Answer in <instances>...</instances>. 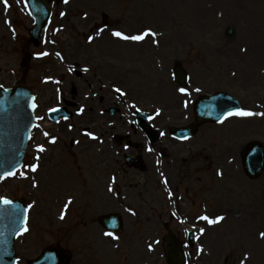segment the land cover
<instances>
[{"label":"rangeland","instance_id":"1","mask_svg":"<svg viewBox=\"0 0 264 264\" xmlns=\"http://www.w3.org/2000/svg\"><path fill=\"white\" fill-rule=\"evenodd\" d=\"M50 1L54 36H47L44 46L34 49L28 46L31 20L24 0H8L7 6L0 0V84L31 88L39 106L37 116L45 115L55 100L54 83L43 79L53 80L60 70L54 50L64 54V64H86L91 55L85 49L86 38L95 35L98 27L102 31L94 40L101 51L97 59L112 55L116 61H108L127 68L120 72L123 83L142 107L164 106L169 114L180 110L181 98L169 79L161 83L164 75L158 76L157 64L164 66L166 75L174 64H181L202 81L204 91H225L238 98L244 104L242 111L252 115L235 114L211 130L205 128L186 149L185 154L190 152L187 159L175 156L179 161L171 169L169 160L175 158L168 155L166 165L174 194L183 196L180 207L184 212L198 214L207 206L216 217H224L216 223V229L201 233L198 246L202 250L193 254L190 264H264V238L260 236L264 232V174L258 180H250L241 161L247 144H264V0ZM149 29L156 35H144ZM229 29L232 36L227 35ZM57 31L59 35H55ZM117 31L128 36L142 34L146 39L142 45H135L130 39L133 45L118 43L112 40ZM156 50H162L161 63L152 58ZM26 52L30 57L27 63ZM41 55L48 56L41 60ZM97 66L103 67L102 63ZM62 74L71 80L65 69ZM42 127L48 130L49 137L43 138L37 129L24 170L14 180L0 183L1 197L25 198L30 206L29 232L16 242L19 264H27L54 243L74 252L72 264L131 263L137 256L134 246L126 244L130 234L123 235L125 244L114 250L110 241L96 240L91 232H83L80 224L74 226L72 217L63 223L57 221L54 195L64 201L74 174L73 182L83 183L87 175H78L76 167L78 161L80 165L93 161L95 147L92 152L87 146L73 149L67 146L72 137H66V133L54 147V125L43 123ZM61 130L68 132L66 128ZM41 143L48 147L46 154H38L32 148ZM181 150L179 154L185 151ZM30 165H36V170L32 171ZM139 176L144 182L140 188L143 200L132 196L131 201L150 215L161 214L160 221L155 220L157 226L134 232L143 245L147 236L162 239L165 235L159 226L165 220L161 216L168 203L157 180L145 173ZM81 192L80 199L85 194L84 190ZM102 205L103 201L94 197L88 208L97 212ZM206 249L209 254L205 255ZM119 256L121 259L116 262ZM162 256L161 244L154 254L159 264L164 263Z\"/></svg>","mask_w":264,"mask_h":264},{"label":"snow or ice","instance_id":"2","mask_svg":"<svg viewBox=\"0 0 264 264\" xmlns=\"http://www.w3.org/2000/svg\"><path fill=\"white\" fill-rule=\"evenodd\" d=\"M65 2H67V0H65ZM4 3L7 6L8 0H4ZM149 33H151V35H156V33L151 32L150 29L147 32H145L144 35H148ZM113 34L115 36L122 37L123 39H130V40H134V41H139V40H142L144 38V35H131V36H128V35H124L123 33L119 32V31L114 32ZM89 39H92V38L90 37ZM0 87H2V86H0ZM116 91L119 92L120 89L117 88ZM181 91H184V89H181ZM81 111H83V109H81ZM237 115H252V113L241 111V112H238ZM88 135L93 136L92 133H88ZM93 138H95V137L93 136ZM43 150L44 149L42 147H40V151H43ZM30 167H31L32 171L36 170V165H30ZM109 190L111 191V189H109ZM0 202H2L5 205H10V204L13 203L11 200H8V199H6L4 197H0ZM61 218L63 219V216ZM203 219L207 220L209 224H213V223H217V222L223 220L224 217L223 216H218V217H216L213 220V219H209L207 216H204ZM25 231H27V228H25ZM200 231H201V233H203L204 230L201 229ZM260 236H261V238H264V232H261ZM149 247H151V245ZM245 259H247V257H245ZM241 264H243V261L241 262Z\"/></svg>","mask_w":264,"mask_h":264},{"label":"water","instance_id":"3","mask_svg":"<svg viewBox=\"0 0 264 264\" xmlns=\"http://www.w3.org/2000/svg\"><path fill=\"white\" fill-rule=\"evenodd\" d=\"M17 96H18V97H21V100H20V101H23V99L26 98V94H25V92L22 91V90H19V92L17 93ZM223 96H224V95H223ZM223 99H224V98H222V97L216 98V110H217V109H220V108H222V107L224 106V101H223ZM225 100L228 101V102H234L233 100H231V99L228 98V97H226ZM219 115H220V114H216V118H217ZM252 147H253V149H252L251 153L248 155L247 158H245V167H246L247 170L250 169V168H249V165H250V164L255 163V162H253L252 160L249 159L250 156H251L252 154H254V153L257 152V151L255 150L256 148H259L258 145H256V144L252 145ZM256 159H257V158H256ZM257 173H259V171H258ZM53 251H54V249H53ZM48 259H49V257L46 256V257L41 261V263H42V264L45 263Z\"/></svg>","mask_w":264,"mask_h":264}]
</instances>
